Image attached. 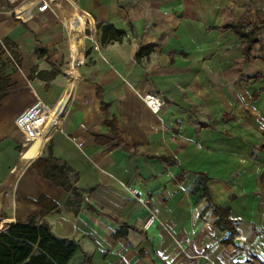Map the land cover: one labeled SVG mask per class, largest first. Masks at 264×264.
<instances>
[{"label": "crops", "instance_id": "1", "mask_svg": "<svg viewBox=\"0 0 264 264\" xmlns=\"http://www.w3.org/2000/svg\"><path fill=\"white\" fill-rule=\"evenodd\" d=\"M24 1L0 0V213L74 241L67 264H264V0H53L28 19ZM239 23L258 28L248 57ZM36 99L63 119L39 156L15 124Z\"/></svg>", "mask_w": 264, "mask_h": 264}, {"label": "trees", "instance_id": "2", "mask_svg": "<svg viewBox=\"0 0 264 264\" xmlns=\"http://www.w3.org/2000/svg\"><path fill=\"white\" fill-rule=\"evenodd\" d=\"M80 17L78 21L82 25L83 21ZM109 28L113 27L105 25L103 32ZM113 30L118 35L113 39L120 41L121 35L124 32L116 29ZM233 30L238 38L243 40L242 52L245 57H248L252 47L259 41L257 38L258 28L251 26L247 29L242 23H239L233 27ZM151 49V45L141 47L135 56L140 58L148 54ZM85 54H87V51H85ZM105 123L111 126L112 130L117 133L118 129L114 121L105 119ZM34 158L36 156L33 154ZM40 159L48 165L43 176L67 189L72 186L67 169H63L51 154ZM203 191L206 193L205 185H203ZM213 212L216 216V226L222 230L227 229L230 231L229 239H227V241H230L235 230L232 221L228 218L229 207L215 205ZM13 221L14 218L6 215L4 217L0 216V230L9 227ZM123 233L124 231L120 229L116 232L115 236L122 235ZM75 248L76 244L74 241L55 237L51 233L47 223H40L33 216L25 219H16L9 228L0 231V264H67ZM83 264H91L89 255H84Z\"/></svg>", "mask_w": 264, "mask_h": 264}, {"label": "built area", "instance_id": "3", "mask_svg": "<svg viewBox=\"0 0 264 264\" xmlns=\"http://www.w3.org/2000/svg\"><path fill=\"white\" fill-rule=\"evenodd\" d=\"M9 4L15 6L18 5L21 0H7ZM55 7L53 4V0H33L31 5L22 8L21 6L17 9V16L20 18L28 19L35 14L44 12L49 8ZM87 39L90 40L94 44V47L98 49L96 44V39L94 35L87 36ZM6 49V46L3 45ZM142 100L146 104V106L152 112H158L161 105V98L152 93H145L142 95ZM59 103L55 107H49L45 103H43L40 99H36L35 102L30 105L28 108L24 109L20 112L15 118L16 127L23 135V144H22V152L23 153L25 146L31 143H39L41 145L40 151L37 156L40 155L41 150L50 136V134L60 127L58 112ZM66 115V113H65ZM64 115V116H65ZM63 116V118H64ZM63 120V119H62ZM62 120L60 122H62ZM81 146V143L78 144ZM33 160V159H32ZM31 160V161H32ZM30 161V162H31ZM158 214V209L153 207L151 209L150 216L147 218L143 227L148 229L151 224L156 220ZM15 220L13 221V223Z\"/></svg>", "mask_w": 264, "mask_h": 264}, {"label": "rangeland", "instance_id": "4", "mask_svg": "<svg viewBox=\"0 0 264 264\" xmlns=\"http://www.w3.org/2000/svg\"><path fill=\"white\" fill-rule=\"evenodd\" d=\"M86 41V39L84 40V43H83V53H84V51H85V42ZM69 60V57H68V51H67V49L65 50V56H64V58H63V60H62V67L64 66V64L65 63H67V61ZM0 216L1 217H4L5 216V213H0Z\"/></svg>", "mask_w": 264, "mask_h": 264}, {"label": "bare ground", "instance_id": "5", "mask_svg": "<svg viewBox=\"0 0 264 264\" xmlns=\"http://www.w3.org/2000/svg\"><path fill=\"white\" fill-rule=\"evenodd\" d=\"M33 0H25L23 3H21V7H27L28 5H31Z\"/></svg>", "mask_w": 264, "mask_h": 264}, {"label": "water", "instance_id": "6", "mask_svg": "<svg viewBox=\"0 0 264 264\" xmlns=\"http://www.w3.org/2000/svg\"><path fill=\"white\" fill-rule=\"evenodd\" d=\"M12 224H13V223H12ZM12 224H11V225H12ZM11 225H10V226H11ZM10 226H9V227H10ZM9 227H7V228H9ZM7 228H6V229H7ZM6 229L0 230V231H4V230H6Z\"/></svg>", "mask_w": 264, "mask_h": 264}]
</instances>
